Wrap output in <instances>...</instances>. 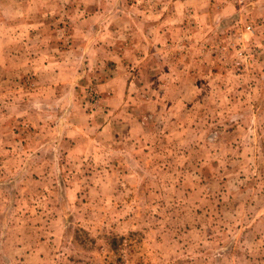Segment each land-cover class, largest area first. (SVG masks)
I'll return each instance as SVG.
<instances>
[{"label":"rangeland","instance_id":"obj_1","mask_svg":"<svg viewBox=\"0 0 264 264\" xmlns=\"http://www.w3.org/2000/svg\"><path fill=\"white\" fill-rule=\"evenodd\" d=\"M0 264H264V0H0Z\"/></svg>","mask_w":264,"mask_h":264}]
</instances>
